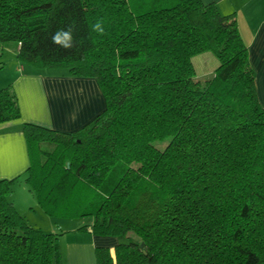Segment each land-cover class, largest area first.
Segmentation results:
<instances>
[{
    "label": "trees",
    "instance_id": "16d2710c",
    "mask_svg": "<svg viewBox=\"0 0 264 264\" xmlns=\"http://www.w3.org/2000/svg\"><path fill=\"white\" fill-rule=\"evenodd\" d=\"M216 7L0 0V43L17 44L19 62L94 78L104 96L76 131L22 127L44 213L92 217L80 231L120 240L114 256L96 249L97 264H264V108L248 48ZM70 26L66 50L52 37ZM205 52L219 65L201 79L192 59ZM20 117L13 87L1 89L0 124ZM17 180L0 179V264H62L59 235L9 201Z\"/></svg>",
    "mask_w": 264,
    "mask_h": 264
},
{
    "label": "crops",
    "instance_id": "0c3cea01",
    "mask_svg": "<svg viewBox=\"0 0 264 264\" xmlns=\"http://www.w3.org/2000/svg\"><path fill=\"white\" fill-rule=\"evenodd\" d=\"M202 1L217 5L220 14L229 17L226 25L239 30L264 108V0ZM18 48L17 44L0 43V90L12 86L21 111L20 119L0 124V179L18 178L9 201L30 226L59 235L62 264H97L96 249L108 248L114 256L120 240L80 231L92 226V217L63 219L44 213L25 182L30 160L22 127L29 123L59 132L76 131L105 110L104 96L94 78L19 62Z\"/></svg>",
    "mask_w": 264,
    "mask_h": 264
},
{
    "label": "rangeland",
    "instance_id": "374dc122",
    "mask_svg": "<svg viewBox=\"0 0 264 264\" xmlns=\"http://www.w3.org/2000/svg\"><path fill=\"white\" fill-rule=\"evenodd\" d=\"M192 60L197 71L196 73L201 79H204L205 77L212 74L219 65L217 58L210 52L198 54ZM158 146H160L161 148L163 147V145L161 144ZM130 237H132L136 241L138 240V237L133 233L130 234Z\"/></svg>",
    "mask_w": 264,
    "mask_h": 264
},
{
    "label": "clouds",
    "instance_id": "9594fccd",
    "mask_svg": "<svg viewBox=\"0 0 264 264\" xmlns=\"http://www.w3.org/2000/svg\"><path fill=\"white\" fill-rule=\"evenodd\" d=\"M92 30L101 36L104 34L102 23L99 21L92 25ZM52 42L66 50L71 49L73 47L72 27L70 26L67 30H58L53 35Z\"/></svg>",
    "mask_w": 264,
    "mask_h": 264
}]
</instances>
